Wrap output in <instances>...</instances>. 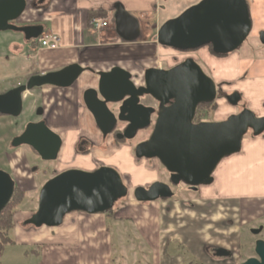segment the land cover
<instances>
[{
	"label": "water",
	"instance_id": "obj_1",
	"mask_svg": "<svg viewBox=\"0 0 264 264\" xmlns=\"http://www.w3.org/2000/svg\"><path fill=\"white\" fill-rule=\"evenodd\" d=\"M25 0H0V32L24 35L27 42L40 38L43 26L19 27L15 22L26 10ZM117 35L127 43L141 37L137 18L121 5L114 16ZM252 19L246 0H202L179 17L164 23L158 30L156 41L165 48L180 52L212 47L215 55L227 56L238 51L252 32ZM264 45V32L259 34ZM79 64H72L58 72L33 76L28 83L0 95V115L18 117L22 113L27 93L37 88H71L86 72ZM90 72H94L89 69ZM98 87L85 91L86 108L104 137L110 135L117 118L109 105H120V121L129 123L119 140H133L140 130L151 125L152 115H157L150 138L137 145L138 159H158L170 174L171 185L155 182L148 188L137 187L134 197L139 203H153L174 197L172 186L184 184L192 191L214 183L213 175L221 162L241 153L243 141L249 132L254 137L264 135V117L244 108L239 114L220 122L195 123L198 107L216 101L218 90L194 59H187L171 69L150 68L144 73V86L138 87L133 76L115 67L109 72L97 73ZM150 96L158 103V110L140 103ZM242 100L236 92L227 97L236 107ZM38 115H43L40 109ZM63 145L60 135L47 126L45 120L30 123L12 142L13 148L30 147L43 161L55 162ZM16 182L0 169V215L10 204ZM129 196L120 173L108 166L94 171L69 169L55 175L42 187L37 211L24 222L25 227L55 229L71 213L88 215L106 214L119 201ZM261 230H254L259 234ZM257 258L241 264H264V241L256 243ZM215 258L232 257L223 248H213Z\"/></svg>",
	"mask_w": 264,
	"mask_h": 264
},
{
	"label": "crops",
	"instance_id": "obj_2",
	"mask_svg": "<svg viewBox=\"0 0 264 264\" xmlns=\"http://www.w3.org/2000/svg\"><path fill=\"white\" fill-rule=\"evenodd\" d=\"M25 1L27 7L18 19L17 26H43V33L55 34L61 38V46L56 50L42 49L35 41L27 42L23 34L11 40L9 48L12 55L8 57L2 54L0 56L4 61L0 70V78L3 81L0 83H7L6 79H9L11 70L9 65H17V58L20 56L25 62L22 65L19 64L20 67L17 68L20 76L13 89L26 85L33 76L58 72L72 64H79L87 70L71 88H37L43 115H56L49 119V127L61 136L63 148L66 143V133L70 131L81 130L79 136H89L93 131L98 133L93 127L92 120H88L90 128L84 126L85 122L78 116L91 115L85 106L83 96L86 90L98 87L97 73L109 72L113 68L119 67L129 72L136 85H140L134 78L135 76L140 77L138 68H134L128 57L130 54L123 47L160 46L156 37L163 24L157 22L150 27L146 22L147 18L154 15L157 17L160 14L159 0ZM119 5L139 20L141 37L144 35V39L140 37L136 42L127 43L117 35L113 25L102 31L93 28L90 20L92 14L105 13L109 18H112ZM249 5L253 21L264 22V0H249ZM139 53L133 57L135 61L147 59L145 56L147 52L144 49H141ZM200 57L217 77L227 78L231 75L230 60L215 59L204 50L200 52ZM117 59L118 61H116ZM232 61L235 62L234 70L239 71L236 66L237 60L233 59ZM216 64H218L217 70L214 68ZM89 69L94 72H90ZM145 69L150 68L146 67ZM258 80H256L257 85ZM245 82L241 81L247 91ZM29 95L30 93H27L26 96ZM256 100V103L252 102L251 106H254L253 110H260L262 104L260 100H264V95L256 96ZM69 115L75 116L71 118ZM76 139L77 137L73 139V143ZM8 158L9 174L15 182L18 185L21 183L24 191L35 192L37 189V181L34 180L36 174L33 166H30L26 161L25 150L20 147L14 153L9 154ZM240 164L238 165L240 170L235 172L238 176L235 181L229 186H221V188L223 187L225 194L231 196L234 192V196L238 197L241 202L264 200V135L256 138L255 141L248 142L246 153ZM20 173L26 176L23 181L16 179ZM231 188L232 190H230ZM137 204H128L118 211H113L114 216L106 215L107 213L99 215L71 213L66 216L62 226L51 229L52 231L49 233L40 231L42 229L25 227L24 223L22 225L18 217L24 212L17 211L12 233L14 244L11 245L15 249L10 253V260L4 263L8 246L5 247L0 264H239L237 261L240 257L237 258L232 250L225 247L219 248L232 253V257L228 259L211 257L212 249L217 246L209 244L202 245L200 243L194 246L190 241L173 237L162 243V237H165L162 234L167 235V232L170 231L169 229L164 230L160 223L163 214L157 211L153 203L142 207H139L140 203ZM254 205L258 208L264 207V203H255ZM254 205H250L252 206L251 213H253ZM122 219L133 221L137 240L128 242L125 236L121 235L130 230L126 224L117 223ZM245 224L243 223V225ZM163 231L165 233H162ZM198 236L202 239L201 235ZM250 258L248 257L245 261Z\"/></svg>",
	"mask_w": 264,
	"mask_h": 264
},
{
	"label": "rangeland",
	"instance_id": "obj_3",
	"mask_svg": "<svg viewBox=\"0 0 264 264\" xmlns=\"http://www.w3.org/2000/svg\"><path fill=\"white\" fill-rule=\"evenodd\" d=\"M201 1L159 0L160 14L157 17L154 15L147 18L146 22L150 27L154 26L157 22L164 24L169 20L179 17L186 10L199 4ZM251 17L253 27L249 38L238 51L227 57L214 56L208 46L188 52H180L162 46L158 47L157 45L145 48L141 45L123 47L130 54L128 57L130 62L133 63L134 68H138L137 71L140 77L135 76V80L140 85L144 83V69L146 67L167 70L187 59H194L206 75L214 80L218 90L217 99L213 102L214 104L212 103L213 105L210 107H202L197 111L195 123L225 121L230 116L241 113L244 108L252 110L258 117H264V100H260L262 102L260 110H253L254 106H251V103L255 102L256 96L264 95V45L261 44L259 39V34L264 32V22L253 21V14ZM5 33H0V56L3 54L10 57L12 52L9 48V42L21 34L15 32ZM141 39H144V35H142ZM141 49L147 52L145 55L147 59L135 61L133 57L140 54ZM203 50L207 51L215 59L230 60L231 62H228L230 65L229 69H232L230 71L231 75L229 74L230 76L227 78H219L215 73L211 72V69L202 62L200 57V52ZM2 58L0 57V70L4 65ZM233 59L237 60L236 66H238L240 72L234 70L235 62L233 63ZM24 62L23 57L20 56L17 58V65H9V69H11L9 72L10 77L6 79L8 80L7 83H0V95L7 93L15 87L20 76L17 68L20 67L19 64L22 65ZM214 68L217 70L218 64L214 65ZM257 79H259L258 85L256 84ZM1 81H3L2 78H0ZM241 81L247 85V91L244 89ZM236 92L241 94L242 100L238 106L234 107L228 103L227 97ZM38 96L39 89H34L30 92L29 96L24 98L20 116L0 115V169L4 172L9 173L10 171L9 166H7L9 154L19 149L12 147L13 140L23 133L28 124L37 121V115L41 109ZM148 102H150V99L146 98L145 103ZM52 116L56 117V115ZM69 116L72 118L75 115ZM78 116L85 122L84 126L88 127V120H91L90 115ZM46 117L50 119V115H46ZM153 128L154 126L140 132L135 139L124 142L115 141L113 136L103 141L101 135L95 131L89 134V136H79L81 135V130L70 131L66 133V143L57 162L40 160L30 147L22 146L21 148L26 153V161L37 172L34 177V180L37 181V189L35 192H31V190L24 191L21 183L19 185L16 183L26 195L23 202L16 207L17 211L24 212V214L18 217L20 223L23 225L24 221L37 211L40 191L53 175L55 176L69 169H80L79 166L82 164H90L86 168V171H94L102 166L112 167L122 176L124 184L129 189V196L116 203L114 209L106 214H110V216L113 211H118L128 204L138 205L137 203L139 202L134 197V190L137 187L148 188L155 182L170 184V174L158 159H138L135 156L137 145L150 138ZM75 137L77 139L73 143ZM82 138H87L92 142V149L88 152V155L77 152V145ZM255 139L256 137L253 136L252 132L247 134L241 153L226 158L221 162L213 175L214 183L211 186L201 187L197 191H192L184 184L172 186L174 192L173 198L153 202V206L157 208V211L163 214V218L160 220L162 227L164 230H170L167 232V235L162 234V236H165L162 237V243L173 237L174 239L180 238L190 241L194 246L201 243L202 245L209 244L210 246L225 247L232 250L237 258L238 256L240 257L237 261L239 264L248 257L256 255V242L264 240V207L258 208L254 204H262L264 200L253 202L244 200L241 202L238 197L234 196V192H232L231 196L225 194V190L223 187L221 188V186H229L238 177L235 172L239 169L238 165H241L240 163L243 161V155L246 153L248 142L255 141ZM25 178L26 176L22 175V173L16 177L18 181H23ZM250 203L254 205L253 213H251L252 206H250ZM140 205L139 207L151 204L140 203ZM112 216L114 215L112 214ZM109 221L112 222L111 220ZM117 223L129 226V232L121 234L123 237L125 236L128 242L138 239L133 221L129 222L127 219H122ZM243 223L247 224L243 225ZM254 230H262L263 232L260 235H254ZM40 231L49 233L52 230L44 227ZM162 233L165 232L163 231ZM195 234L201 235L202 239ZM14 249L12 246H8L6 250L7 254L3 260L4 263L10 260V253ZM210 256L213 257V253H210Z\"/></svg>",
	"mask_w": 264,
	"mask_h": 264
},
{
	"label": "flooded vegetation",
	"instance_id": "obj_4",
	"mask_svg": "<svg viewBox=\"0 0 264 264\" xmlns=\"http://www.w3.org/2000/svg\"><path fill=\"white\" fill-rule=\"evenodd\" d=\"M247 1V3H248V6H249V9H250V5H249V0H246ZM116 13V12H115ZM114 16H115V14H114ZM114 16L112 17V18H109L107 15H106V17H101L102 19H110L111 20V26L110 27H112V25L114 26ZM96 18H100V17H96ZM95 18H93L92 20H91V22L94 20ZM252 19V18H251ZM18 21V20H17ZM17 21L15 22V24L17 23ZM17 25V24H16ZM109 27V28H110ZM108 29V28H107ZM141 86H144V83L143 84H141V85H139L138 87H141ZM146 98H148V99H150V102H148V103H145V100H146ZM140 103L142 104V105H144V106H146V107H152V108H155L156 110H158V107H159V103L154 99V98H152V97H150V96H145V97H143V98H141V101H140ZM109 107H110V109L116 114L115 115V117L117 118V124H116V126H115V128H114V130H113V132L110 134V135H108L107 137H104L103 136V134H102V132L100 131V129H99V127L97 126V124H96V122H95V120H94V117L92 116V115H90V117H91V120H92V122H93V127H94V129L98 132V133H100V135H101V137H102V139H103V141L104 140H107L108 139V137H110V136H113L114 137V140L115 141H117V140H119L118 138H117V136L118 135H122L124 132H125V130L128 128V126H129V123L128 122H125V121H120L119 120V115H118V109H119V107H120V105H109ZM198 111V110H197ZM38 116V118H37V121L36 122H33V123H39V122H41V121H43V120H45L46 121V123H47V126L49 127V118H47L46 117V115H37ZM52 117V115H50V118ZM156 119H157V115H152V118H151V125H150V127H148V128H146V129H144V130H140L139 132H138V134L140 133V132H142V131H145V130H147V129H149V128H151L152 126H155V122H156ZM155 120V121H154ZM195 122V121H194ZM26 128V127H25ZM50 128V127H49ZM51 129V128H50ZM154 129V128H153ZM25 130V129H24ZM24 132V131H23ZM138 134H137V136H138ZM136 136V137H137ZM148 140V139H147ZM147 140H144V141H142V142H145V141H147ZM120 141H129V140H126V139H123V140H120ZM141 142V143H142ZM63 146V145H62ZM92 149V142L91 141H89L87 138H82L80 141H79V143H78V145H77V152L78 153H80V154H86V155H88V152L90 151ZM60 155V154H59ZM37 157L40 159V160H42L38 155H37ZM58 161V160H57ZM57 161H55V162H57ZM88 165H90V164H82V165H80L79 166V168L80 169H83V168H87L88 167ZM35 173H37V172H35ZM169 185H171V181H170V184ZM174 187V186H173ZM263 231L261 230V232L259 233V234H254V235H260L261 233H262ZM259 241V240H258ZM257 241V242H258ZM264 241V240H263ZM256 242V243H257ZM255 249H256V245H255ZM251 258H257V255H255V256H253V257H251Z\"/></svg>",
	"mask_w": 264,
	"mask_h": 264
},
{
	"label": "trees",
	"instance_id": "obj_5",
	"mask_svg": "<svg viewBox=\"0 0 264 264\" xmlns=\"http://www.w3.org/2000/svg\"><path fill=\"white\" fill-rule=\"evenodd\" d=\"M96 17H100V18L106 17V14L105 13H94L91 15L90 20ZM209 49L214 56H217V57H227L228 56V55L227 56L215 55L211 46H209ZM213 104L212 103L202 104L198 107V110L202 107H210ZM117 141L123 142L120 140H117ZM34 153L38 155L35 151ZM25 196H26L25 192L22 191L16 184L14 196L10 204L0 215V259L2 257L5 247L11 246L14 244L12 233L15 227V215L17 213L16 207L19 206L23 202V200L26 198Z\"/></svg>",
	"mask_w": 264,
	"mask_h": 264
},
{
	"label": "built area",
	"instance_id": "obj_6",
	"mask_svg": "<svg viewBox=\"0 0 264 264\" xmlns=\"http://www.w3.org/2000/svg\"><path fill=\"white\" fill-rule=\"evenodd\" d=\"M92 26L98 31L107 29L111 26L110 19L95 18L92 21ZM39 47L42 49L56 50L61 46V38L55 34H45L43 33L40 38L35 40Z\"/></svg>",
	"mask_w": 264,
	"mask_h": 264
},
{
	"label": "bare ground",
	"instance_id": "obj_7",
	"mask_svg": "<svg viewBox=\"0 0 264 264\" xmlns=\"http://www.w3.org/2000/svg\"><path fill=\"white\" fill-rule=\"evenodd\" d=\"M27 95V94H26Z\"/></svg>",
	"mask_w": 264,
	"mask_h": 264
}]
</instances>
